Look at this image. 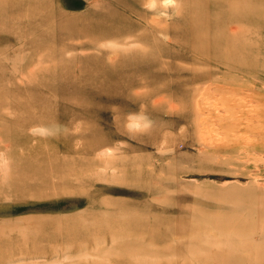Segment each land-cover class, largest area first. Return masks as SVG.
Masks as SVG:
<instances>
[{"label": "rangeland", "instance_id": "374dc122", "mask_svg": "<svg viewBox=\"0 0 264 264\" xmlns=\"http://www.w3.org/2000/svg\"><path fill=\"white\" fill-rule=\"evenodd\" d=\"M137 1L0 0V264H264V0Z\"/></svg>", "mask_w": 264, "mask_h": 264}, {"label": "bare ground", "instance_id": "6f19581e", "mask_svg": "<svg viewBox=\"0 0 264 264\" xmlns=\"http://www.w3.org/2000/svg\"><path fill=\"white\" fill-rule=\"evenodd\" d=\"M123 1V0H122ZM139 2H140V0H138ZM137 1V2H138ZM150 1V0H149ZM154 0H151L150 2H153ZM162 1V0H161ZM165 1V0H164ZM188 1V0H187ZM199 1V0H198ZM198 1H197V3H198ZM203 1H205V0H203ZM207 1V0H206ZM214 1H216V2H219V1H222V0H214ZM227 1H229V3L230 4H232L233 2V0H227ZM242 1H244V0H242ZM170 2H171V0H170ZM197 3H195L194 5L196 6V4ZM239 3H241V2H239ZM250 3V2H249ZM193 4V3H192ZM202 4H204L203 2L202 3H200V5H199V7H198V4H197V8H201L202 7ZM220 4H222V3H220ZM252 4V3H251ZM212 5V4H211ZM213 5H215V3L213 4ZM139 6V5H138ZM219 6L220 5H218V7H216V8H219ZM223 5H221V7H222ZM244 6V5H243ZM190 7V6H189ZM223 7H227L226 5H224ZM245 7V6H244ZM188 8V7H187ZM196 8V9H197ZM215 8V9H216ZM135 9V8H134ZM196 9H194V10H196ZM202 9H205V7L204 8H202ZM211 9H214V8H211ZM247 9V8H246ZM125 10V9H124ZM194 10H193V12H194ZM206 10V9H205ZM216 10H218V9H216ZM155 11V10H154ZM197 11H199V10H196V12ZM219 11V10H218ZM218 11H215L216 13H218ZM222 11H224V10H222ZM234 11V10H233ZM210 12V11H209ZM213 12H214V10H213ZM213 12H212V14H213ZM198 13V12H197ZM220 14H221V12H219ZM128 14H130L129 12H128ZM132 14V13H131ZM133 14H134V12H133ZM193 13H192V10L191 11H189V16L186 18V20H185V22L182 20V19H180V20H182L183 21V26H185V28H187L189 31H190V37H192V36H199V35H202L203 36V38H207V37H205L204 35L206 34V33H208V30H209V26L210 25H214V24H219V26L220 25H222L220 22H221V20H223V18L222 19H217V21L215 20V21H213L212 20V22L213 23H209V19L208 18H206L207 16L209 17V15H207V16H205V14H204V12L202 11V14H201V16H197V14L195 13V15L193 16L192 15ZM208 14V13H207ZM211 14V15H212ZM198 15H199V13H198ZM204 15V16H203ZM210 15V16H211ZM215 15H217V14H215ZM214 15V16H215ZM230 15V14H229ZM248 13H246V14H243V15H241V14H238L237 13V17H240V16H243V17H245V18H248ZM135 16H137V15H135ZM213 16V15H212ZM211 16V17H212ZM102 17V16H101ZM115 17V16H114ZM130 17V16H129ZM224 17H226V15L224 16ZM215 19L217 18V16L216 17H214ZM258 18V17H257ZM128 19V18H127ZM225 19V18H224ZM264 19V18H263ZM197 20H203V23H204V25H206L205 26V28H203V26H202V24H201V26H200V23H199V27H198V25L196 26L195 24L196 23H198L199 21H197ZM226 20H228L229 21V19H226ZM125 21H127V20H125ZM129 21V20H128ZM264 21V20H263ZM111 22V21H110ZM112 22H114V20H112ZM120 23L121 21H117V23ZM133 22V20L131 21V23ZM215 22V23H214ZM116 23V22H115ZM118 23V24H119ZM122 23H124V22H122ZM122 23H120L119 24V26L120 25H122ZM225 23V22H224ZM243 23V22H242ZM181 24V25H182ZM239 24V23H238ZM124 25V24H123ZM123 25L120 27V28H122L123 27ZM132 25V24H131ZM226 24H224L223 26H225ZM124 26H126V25H124ZM241 26H243L242 24H241ZM112 27H114L115 29H116V25H113V26H110L109 27V29H111ZM133 27V26H132ZM176 27H179V26H176ZM212 27V30L214 31V26H211ZM221 27V26H220ZM234 27H236V26H234ZM234 27H233V29H234ZM262 27H263V25H262ZM49 28V27H48ZM106 28H107V26H106ZM180 29H182V27H179ZM230 28V27H229ZM241 28V27H240ZM252 28V27H251ZM254 28V27H253ZM129 30L130 31V27H127L126 28V30ZM132 29V28H131ZM134 29V28H133ZM133 29H132V31H133ZM136 29V28H135ZM179 29V30H180ZM232 29V28H231ZM87 30V29H86ZM107 30V29H106ZM105 30V31H106ZM116 30H119L118 28L116 29ZM116 30H113V32L112 33H114V31H116ZM127 30V31H128ZM186 30V29H185ZM184 30V31H185ZM187 30V31H188ZM216 30H219L218 28H216ZM226 30V29H225ZM224 30V31H225ZM83 31H85V30H74V31H71L69 34H75V35H78L79 33H82ZM112 31V30H111ZM252 31V30H251ZM255 31V30H254ZM103 32V31H102ZM123 32H124V27H123ZM126 32V31H125ZM124 32V33H125ZM182 32H183V30H182ZM219 32V31H218ZM256 32V31H255ZM108 33H109V31H108ZM111 33V32H110ZM124 33H120V36L122 35V34H124ZM127 33V32H126ZM125 33V34H126ZM201 33H204V34H201ZM242 34H245V33H247V31L244 29L242 32H241ZM102 34V33H101ZM115 34H117V33H115ZM118 34H119V31H118ZM117 34V35H118ZM124 34V35H125ZM128 34H129V32H128ZM188 34V33H187ZM103 35H105V33L103 34ZM107 35V34H106ZM112 35V34H111ZM123 35V36H124ZM207 36H211L210 38H207V40L205 39L204 41H199V43H198V45L200 46V47H205L206 49L207 48H210V47H212V51H213V47L215 48L216 46H218L220 43H222L223 44V42H228L229 41V39L227 38V37H225V36H222V35H220V33H211L210 32V35H209V33L208 34H206ZM228 35V34H227ZM237 35V34H236ZM251 36H252V34H250ZM255 35V34H254ZM258 35V34H257ZM112 36H114V34L112 35ZM127 36V35H126ZM126 36H124L123 38H125ZM182 36L184 37V35L182 34ZM181 36V37H182ZM185 37H187V36H185ZM189 37V36H188ZM255 37H257L256 35H255ZM114 38H115V36H114ZM116 38H118V37H116ZM120 38L121 37H119V40H120ZM195 38V37H194ZM258 38V37H257ZM188 39V38H187ZM187 39H184V40H187ZM190 39V38H189ZM189 39L187 40V41H189ZM199 39H200V37H199ZM250 39V38H249ZM261 39V38H260ZM78 40V39H77ZM181 40H183V38L181 39ZM191 41V45H192V39H190ZM176 41H177V39H176ZM187 41H185V42H187ZM245 41V40H244ZM247 41V40H246ZM249 42V41H248ZM255 42H256V40H255ZM254 43V42H253ZM134 44V43H133ZM137 44V43H136ZM186 44V43H185ZM222 44H220L221 46H222ZM127 45V44H126ZM140 45V44H139ZM187 45H189L188 43H187ZM195 45V44H194ZM234 45V44H233ZM233 45H232V47H233ZM260 45V44H259ZM131 46V45H130ZM184 46V45H183ZM186 46V45H185ZM220 46V47H221ZM238 46V45H237ZM236 46V47H237ZM253 46H255V45H253ZM129 47V46H128ZM219 47V46H218ZM225 47V46H224ZM232 47H230V48H232ZM188 48V47H187ZM187 48H184V49H187ZM222 48H223V46H222ZM124 49V48H123ZM191 49V48H190ZM202 49V48H201ZM221 49V48H220ZM236 49V48H235ZM197 50V49H196ZM223 50H224V48H223ZM231 50H233V48L232 49H230V52H232ZM241 50H243L244 51V49H241ZM248 50V49H247ZM246 50V51H247ZM187 51H189V49L187 50ZM191 51V50H190ZM225 51V50H224ZM223 51V52H224ZM227 51V50H226ZM246 51H244L245 53H246ZM256 51V50H255ZM192 52V51H191ZM195 52V51H194ZM223 52H221L222 54H224ZM230 52H228V53H226L227 54V57L228 58H230L231 57V53ZM234 52V54H235V51H233ZM196 53V52H195ZM194 53V54H195ZM239 53V52H238ZM238 53H236V54H238ZM198 54V53H197ZM200 54H202L201 52H200ZM199 54V55H200ZM67 55V54H66ZM108 55H109V53H108ZM196 55V54H195ZM198 55V56H199ZM204 55V54H203ZM225 55V54H224ZM246 55V54H245ZM202 56V55H201ZM206 56V55H205ZM221 56V55H220ZM223 56V55H222ZM226 56V55H225ZM179 57V56H178ZM207 57V56H206ZM209 57V56H208ZM200 58V57H199ZM210 58V57H209ZM223 58V57H222ZM234 58H236V56L234 57ZM203 59H205V58H203ZM210 59H213V58H210ZM225 59V58H224ZM102 60V59H101ZM209 60V59H208ZM198 61V60H197ZM201 61V60H200ZM204 61V60H203ZM206 61V60H205ZM221 63H222V61H221ZM225 63V62H224ZM240 74V73H239ZM144 88V87H143ZM141 89V88H140ZM139 89V90H140ZM138 90V89H137ZM155 97V96H154ZM163 97V96H162ZM166 97V96H165ZM154 99V98H153ZM156 99V98H155ZM158 100V99H157ZM156 102V101H155ZM169 103V102H168ZM171 103V102H170ZM169 103V104H170ZM171 105V104H170ZM169 106V105H168ZM260 121V120H259ZM249 126V125H248ZM264 136V135H263ZM262 138V137H261ZM249 144V143H248ZM247 144V145H248ZM104 148V147H103ZM249 148V147H248ZM257 148V147H256ZM246 149V148H245ZM259 149V148H258ZM258 151V150H257ZM261 151H263V150H261ZM249 152V151H248ZM250 156V155H249ZM259 223V222H258ZM263 230V229H262ZM239 235V234H238ZM261 237V236H260ZM207 242V241H206ZM199 243V242H198ZM233 244V243H232ZM201 248H203V247H201ZM233 248V247H232ZM211 250V249H210Z\"/></svg>", "mask_w": 264, "mask_h": 264}]
</instances>
